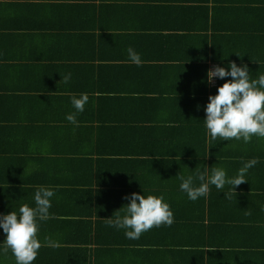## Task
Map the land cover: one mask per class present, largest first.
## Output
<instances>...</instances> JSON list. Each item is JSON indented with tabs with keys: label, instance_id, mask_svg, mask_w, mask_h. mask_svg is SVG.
<instances>
[{
	"label": "crops",
	"instance_id": "crops-1",
	"mask_svg": "<svg viewBox=\"0 0 264 264\" xmlns=\"http://www.w3.org/2000/svg\"><path fill=\"white\" fill-rule=\"evenodd\" d=\"M129 46L140 54V66L129 62ZM204 53L210 59L201 60ZM230 61L246 64L250 78L264 73V0H0V213L15 211L21 204L34 207L33 194L39 186L55 192L51 218L38 222L37 236L41 242L46 236L57 240L60 246H42L32 264H89L97 248L100 256L108 252L123 258L124 232L109 236L105 231L107 238L95 233L96 223L103 226L101 216L108 214L107 208L95 202L104 199L102 204L107 206L114 198L123 206L129 202L128 195L141 193L123 185L129 177L140 176L141 168L98 160L88 162L84 171L66 162L61 149H90L89 142L77 139L83 125L65 119L75 112L70 97L89 96L84 111L76 115L78 124L92 118H117L135 111L147 98L162 107V112L149 117L163 126L164 117L185 115L167 99L198 98L196 106H205L209 94L216 92L208 89L213 88L211 84L204 86L207 70L220 63L227 68ZM67 73L71 79L65 84L61 77ZM178 139L180 149L186 138ZM172 149L162 154L151 149L144 156H175ZM11 150L18 151L17 155ZM150 158L157 169H174L161 157ZM90 167L98 170L102 180L107 178L108 187L97 183L99 174L90 172ZM160 172L152 170L153 179ZM87 181L94 184L87 185ZM163 189L168 201L171 188ZM253 215L254 221L246 215L239 223L244 226L243 241L239 236L223 239L245 246L216 253L214 257L222 259L217 264H251L253 246L264 248V212ZM213 222L219 229L224 224L219 213ZM198 229L186 231L183 225L177 229L176 241L183 244L195 237L200 242L207 235ZM113 237L121 240L111 242ZM4 238L0 229V241ZM157 241L150 246L155 264H172L173 260L175 264H202L200 251L176 252L170 243ZM255 258L264 264V249ZM0 264H15L10 250H0Z\"/></svg>",
	"mask_w": 264,
	"mask_h": 264
},
{
	"label": "trees",
	"instance_id": "trees-1",
	"mask_svg": "<svg viewBox=\"0 0 264 264\" xmlns=\"http://www.w3.org/2000/svg\"><path fill=\"white\" fill-rule=\"evenodd\" d=\"M207 56V53H204L203 57L199 58L201 60L210 59ZM214 59H218L216 54H214ZM220 66L224 65L220 63ZM222 83L223 80H220L219 85ZM206 85L208 87L205 81L204 86ZM211 87L213 88L208 87V89L214 93L217 87ZM145 99V101L141 100L140 106L135 111L128 110L123 114H118L117 118H97V120L92 118L86 119L84 124H78L83 126L77 131V134H79L77 139H85L83 144L89 142V150L84 151V148H80L75 152L64 149L60 151L64 153L67 163L73 162L74 166L81 170H87L88 162L98 160H105L110 163L120 162V164H126L127 167L133 169L141 168L142 174L140 176L129 177V180L123 185H130L133 189H141V194L163 196L173 212L174 222L169 226L162 224L160 227H153L142 233L137 240L124 239V237V240H121L116 237L115 240L119 239L125 245L123 249L125 251L124 257L120 259L116 253L114 255L108 252H104L100 256V248H97L94 257L89 260V264H155L150 246L154 245L157 240L165 244L170 243L171 249L176 252L184 251L189 254L192 250L194 252L196 250L200 251L203 258L202 264H204V261L206 264H217L222 259L214 257L216 253H227L230 249H236L237 246L244 245V243L236 245L230 240L228 242L223 239L229 236H239L243 241L244 239L240 235H242L244 226L239 223L246 220V215H249L248 218L254 221L253 213L258 212L261 205H264V138L253 136L247 143L235 139L230 141L220 140L219 138L215 141L211 140L205 136L204 106L201 107L200 103L196 106L195 102L198 98H187V96L172 97L165 101L169 105L175 106L180 114L185 112V115H183L184 117L174 116L171 119L164 117L162 121L166 124L162 126L160 123H156L159 120H151L149 117L152 112H162V107L160 108L158 104L147 100V98ZM100 112H103L102 109H100ZM82 127L85 128L82 129ZM182 136L186 140L184 146L179 149L176 143L179 140L178 138ZM169 147H173L171 152L175 156H144V153L146 155L151 149L159 150L154 152L160 154L168 153ZM10 153H13L14 156L17 155L18 151L11 150ZM150 157H161L169 168L174 169L165 170L162 169V166L161 170L157 169V166L151 165L152 160ZM251 158H256L258 163L248 170L247 180L235 186V190L228 185H225L222 191L217 190L215 186H210L207 197H200L196 201L188 200L183 192V194H178V192H181L179 189L180 180L177 178L179 172L181 175L186 176L194 173L197 168L222 167L224 170H228L226 174L231 177L236 175L237 170L244 161ZM143 167H146V171L143 170ZM98 169L100 170V168ZM152 170L154 172L161 171L160 176L154 175L153 179ZM92 171L98 173V170H92L90 167V172ZM162 172L166 176H162ZM106 179L104 177L102 180V176L99 174L96 181L99 185L108 187L106 185L109 182ZM43 181L45 182L44 178ZM86 184L93 185L94 181H87ZM162 187L171 188L169 198H172L171 200L168 199L167 201L165 199L168 198V195L165 196L167 192ZM224 192L227 193L226 196ZM179 196H182L181 199ZM102 202H104V199L95 203L100 207L107 208L108 214L103 213L101 216L103 226L99 222L96 223L95 233L100 234L101 238H107L105 231L109 232V236L114 234V236H117L114 233L115 231L124 232L123 229H116L107 223V220L114 218L116 213L120 211L119 208L123 207L120 201L113 198L111 203L106 204L107 206H104ZM124 203L126 204V202H123V205ZM182 208H184V212H182ZM197 210L198 213H196ZM245 211H247V214L243 215ZM218 213L224 221L220 229L218 224L213 222ZM205 218L206 222H204ZM225 218H229L228 221H233V224H227L228 221ZM181 222H183L186 231L199 227L198 231L205 230L207 236H203L200 242H197L194 237L191 242L178 243L176 237L180 233L177 229L182 228ZM239 226L242 229L239 233H236ZM212 228H218L217 233L208 235ZM144 237L145 239L141 241ZM115 240L113 237L111 242ZM196 245H199L200 248H191V246ZM252 249L251 264H258L255 255L263 251L264 248L259 244V246H253ZM205 252L208 255L205 256ZM213 259L218 261L214 262ZM175 263L176 261L173 260L172 264Z\"/></svg>",
	"mask_w": 264,
	"mask_h": 264
},
{
	"label": "clouds",
	"instance_id": "clouds-1",
	"mask_svg": "<svg viewBox=\"0 0 264 264\" xmlns=\"http://www.w3.org/2000/svg\"><path fill=\"white\" fill-rule=\"evenodd\" d=\"M127 55L130 63L136 66L142 64L140 54L133 47L127 48ZM206 77L209 84L214 78L224 82L217 86L215 94H209L204 106L205 136L213 141L217 138L228 141L235 139L244 143L249 142L253 136L264 138V73L258 74L257 78H250L246 64L237 65L230 61L227 68L216 65L208 69ZM226 77L231 79H225ZM61 79L65 84L69 83L71 73L65 74ZM88 101L86 93L71 96L70 103L75 112L66 114L65 119L78 125L76 115L84 111ZM257 163L256 158L244 161L236 175L231 177L222 167L197 168L194 173L186 176L179 172V189L190 201L207 197L210 186L222 191L228 185L235 190V186L247 180L248 170ZM54 194L53 188L39 186L33 194L34 207L21 204L15 211L0 213V229L5 233V238L0 241V250H10L15 264H32L42 246H60L57 240L46 236L41 242L37 236L38 222L51 218L49 209ZM224 195L227 193L224 192ZM126 198L129 202L119 208L120 211L114 218L107 220L110 226L123 229L126 239L137 240L142 233L153 227H160L162 224L169 226L174 222L173 212L163 196L133 192ZM260 210L264 212V205H261Z\"/></svg>",
	"mask_w": 264,
	"mask_h": 264
},
{
	"label": "built area",
	"instance_id": "built-area-1",
	"mask_svg": "<svg viewBox=\"0 0 264 264\" xmlns=\"http://www.w3.org/2000/svg\"><path fill=\"white\" fill-rule=\"evenodd\" d=\"M214 66H216V65H215V64L212 65L211 68L214 67ZM217 82H218V79H215V78H214V79H213V82L211 83V85H212V86H215V85L217 84Z\"/></svg>",
	"mask_w": 264,
	"mask_h": 264
}]
</instances>
